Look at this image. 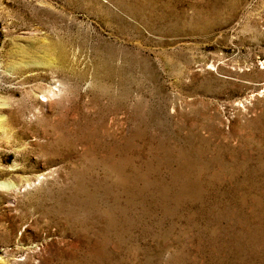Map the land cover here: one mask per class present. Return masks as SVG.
<instances>
[{"label": "rangeland", "instance_id": "rangeland-1", "mask_svg": "<svg viewBox=\"0 0 264 264\" xmlns=\"http://www.w3.org/2000/svg\"><path fill=\"white\" fill-rule=\"evenodd\" d=\"M0 184V264H264V0H0Z\"/></svg>", "mask_w": 264, "mask_h": 264}, {"label": "bare ground", "instance_id": "bare-ground-1", "mask_svg": "<svg viewBox=\"0 0 264 264\" xmlns=\"http://www.w3.org/2000/svg\"><path fill=\"white\" fill-rule=\"evenodd\" d=\"M60 48L57 46V45H55V44H51L50 46H49V48L47 49V48H45V50H46V55H49V56H57V58H58V50H59ZM0 186L1 187H3V185H1L0 184ZM13 188V187H12ZM13 190H14V188H13Z\"/></svg>", "mask_w": 264, "mask_h": 264}]
</instances>
